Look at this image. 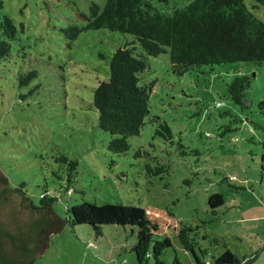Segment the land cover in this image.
Here are the masks:
<instances>
[{
    "label": "rangeland",
    "instance_id": "374dc122",
    "mask_svg": "<svg viewBox=\"0 0 264 264\" xmlns=\"http://www.w3.org/2000/svg\"><path fill=\"white\" fill-rule=\"evenodd\" d=\"M91 1L104 3L1 0V11L17 29L9 56L0 61V163L8 181L23 180L34 202L46 188L56 196L52 207L59 217L82 200L143 207L158 223L152 237L171 241L159 255L165 264H192L175 236L181 222L198 224L200 234L221 238L239 257L251 256L246 264H264V61L174 74L166 52L148 55L147 67L137 74L141 83L154 81L149 112L139 133L127 138L128 149L111 152L105 147L108 133L97 126L92 88L108 78L107 56L133 37L106 27L65 37L60 27L84 24ZM186 1L150 3L170 12ZM243 1L264 23V7ZM30 69L36 76L19 86L18 73ZM236 73L248 75L245 108L225 96V83ZM152 115L165 120L172 142L154 134ZM59 155L76 160L69 190L67 163L55 159ZM158 163L163 172H147V165ZM233 183L243 188L234 191ZM215 191L223 202L213 218L206 200ZM135 233V226L108 223L94 235L86 223H65L46 234L47 245L31 264H136Z\"/></svg>",
    "mask_w": 264,
    "mask_h": 264
},
{
    "label": "trees",
    "instance_id": "16d2710c",
    "mask_svg": "<svg viewBox=\"0 0 264 264\" xmlns=\"http://www.w3.org/2000/svg\"><path fill=\"white\" fill-rule=\"evenodd\" d=\"M253 1L264 7V0ZM1 6L0 0V61H3L9 56L10 43L16 39L17 29L7 14L1 11ZM85 18L86 21L80 26L68 24L60 27V30L65 37L73 38L82 30L106 27L133 37L130 43L117 46L107 56L108 78L99 81L92 88L91 95V104L97 112V126L108 133L105 147L117 154L128 149L127 138L139 133L149 112L148 96L154 81L141 83L137 74L147 67L148 55L166 52L168 68L174 74L202 65H208L211 69L213 64L229 61H250L255 64L264 61V23L243 0H187L181 6H172L170 12L152 7L150 0H104L102 6L91 1ZM35 76L34 69L18 73V85L27 84ZM225 85L227 98L240 108L248 107L245 97L247 74L236 73ZM151 120L156 122L154 134L172 142V133L165 120L158 115H152ZM177 144L184 147L180 141ZM55 159L67 163L65 188L69 190L76 160L65 155L56 156ZM146 168L151 174H159L165 166L158 163ZM0 176L9 189L25 198L33 213L52 208L55 195L44 188L34 202L25 193L23 180L14 185L8 181L2 162ZM241 188L242 184H231L234 191ZM206 201L215 218L216 208L223 202L222 194L211 192ZM64 213L59 217L53 212L62 221L60 227L65 223L70 227L86 223L94 235L101 233L102 224L135 226V240L131 245L135 263L165 264L159 255L172 245L171 241L168 236L161 239L152 237L158 223L143 207L118 201L97 204L82 200L66 206ZM198 228V224L192 226L181 222L175 233L192 264H246L251 258L248 255L237 256L221 238L200 234ZM218 247L222 249L215 251ZM174 264L178 262L175 260Z\"/></svg>",
    "mask_w": 264,
    "mask_h": 264
},
{
    "label": "water",
    "instance_id": "95a60500",
    "mask_svg": "<svg viewBox=\"0 0 264 264\" xmlns=\"http://www.w3.org/2000/svg\"><path fill=\"white\" fill-rule=\"evenodd\" d=\"M55 208L33 213L24 197L9 189L0 176V264H29L47 245L46 234L62 221Z\"/></svg>",
    "mask_w": 264,
    "mask_h": 264
},
{
    "label": "built area",
    "instance_id": "2783aa9c",
    "mask_svg": "<svg viewBox=\"0 0 264 264\" xmlns=\"http://www.w3.org/2000/svg\"><path fill=\"white\" fill-rule=\"evenodd\" d=\"M207 262V261H206Z\"/></svg>",
    "mask_w": 264,
    "mask_h": 264
}]
</instances>
